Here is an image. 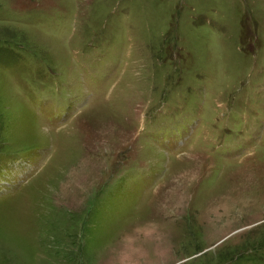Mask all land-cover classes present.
Returning <instances> with one entry per match:
<instances>
[{
    "label": "rangeland",
    "instance_id": "rangeland-1",
    "mask_svg": "<svg viewBox=\"0 0 264 264\" xmlns=\"http://www.w3.org/2000/svg\"><path fill=\"white\" fill-rule=\"evenodd\" d=\"M0 264H264V0H0Z\"/></svg>",
    "mask_w": 264,
    "mask_h": 264
},
{
    "label": "crops",
    "instance_id": "crops-1",
    "mask_svg": "<svg viewBox=\"0 0 264 264\" xmlns=\"http://www.w3.org/2000/svg\"><path fill=\"white\" fill-rule=\"evenodd\" d=\"M179 168H182V169H185V168H183V166H176L174 169V171H176L177 169H179ZM179 171H181V169L179 170ZM237 173V172H236ZM236 173H233L234 175L236 174ZM237 176L239 175V173H237L236 174ZM165 180V178L163 179V181ZM224 190H225V187L222 189L221 187L220 188H218V189H216L215 191H214V194H219L220 195V197L224 194ZM211 200H213V198H212V196H211V198H209V197H207V198H205V199H203L202 201H201V205L199 206V208L202 206V205H206V206H203V208L201 209V210H199V213H196V215L197 214H200V213H202V212H205V210H206V207L210 204V203H212L213 201H211ZM209 201H211V202H209ZM146 212V211H145ZM148 213L146 214V215H143V213L144 212H142V213H140L139 215H137V216H135V217H131L132 218V220H139L141 217L142 218H144V217H146V220H149V218H148V216L151 214V212L150 211H147ZM203 216V215H202ZM144 220V219H143ZM163 224H165V223H163ZM176 224V223H175ZM139 225H143V224H141V223H137L136 224V226L138 227ZM139 233H141V232H139ZM139 233H136V234H139ZM142 235H144V234H142ZM135 238V237H134ZM141 240H145V239H141Z\"/></svg>",
    "mask_w": 264,
    "mask_h": 264
},
{
    "label": "bare ground",
    "instance_id": "bare-ground-1",
    "mask_svg": "<svg viewBox=\"0 0 264 264\" xmlns=\"http://www.w3.org/2000/svg\"><path fill=\"white\" fill-rule=\"evenodd\" d=\"M54 206V205H53Z\"/></svg>",
    "mask_w": 264,
    "mask_h": 264
}]
</instances>
